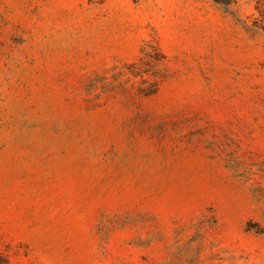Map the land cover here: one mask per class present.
I'll use <instances>...</instances> for the list:
<instances>
[{"label": "rangeland", "instance_id": "rangeland-1", "mask_svg": "<svg viewBox=\"0 0 264 264\" xmlns=\"http://www.w3.org/2000/svg\"><path fill=\"white\" fill-rule=\"evenodd\" d=\"M254 0H0V264H264Z\"/></svg>", "mask_w": 264, "mask_h": 264}, {"label": "trees", "instance_id": "trees-1", "mask_svg": "<svg viewBox=\"0 0 264 264\" xmlns=\"http://www.w3.org/2000/svg\"><path fill=\"white\" fill-rule=\"evenodd\" d=\"M216 3L228 6L234 3L236 0H214ZM254 10L256 16L253 20V25L255 27H262L264 28V0H254Z\"/></svg>", "mask_w": 264, "mask_h": 264}]
</instances>
